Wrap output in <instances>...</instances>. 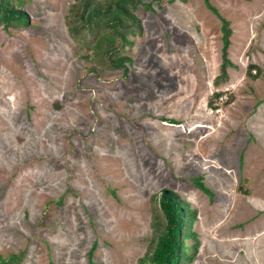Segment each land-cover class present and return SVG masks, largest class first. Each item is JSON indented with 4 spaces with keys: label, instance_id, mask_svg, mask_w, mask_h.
<instances>
[{
    "label": "rangeland",
    "instance_id": "rangeland-1",
    "mask_svg": "<svg viewBox=\"0 0 264 264\" xmlns=\"http://www.w3.org/2000/svg\"><path fill=\"white\" fill-rule=\"evenodd\" d=\"M20 1L28 23L0 26V256L137 264L174 192L195 211L189 264H264V0H209L231 30L218 83L203 0H141L126 74L87 70L75 0Z\"/></svg>",
    "mask_w": 264,
    "mask_h": 264
},
{
    "label": "trees",
    "instance_id": "trees-1",
    "mask_svg": "<svg viewBox=\"0 0 264 264\" xmlns=\"http://www.w3.org/2000/svg\"><path fill=\"white\" fill-rule=\"evenodd\" d=\"M203 1L222 22L221 73L215 78L219 82L220 78H226V68L231 64L227 55L231 30L228 27L229 21L221 17L209 0ZM140 4L141 0H75L71 4L66 24L73 40L89 51L81 56L93 63L87 70L97 72L98 68L121 69L124 74L127 73L126 64L132 62V58L123 51L126 46L132 45L130 36L140 32L141 25L135 13ZM19 5L20 0H0V26L8 29L28 23L23 11L17 8ZM145 8L151 9L150 4H146ZM253 77L256 78L255 75ZM193 183L206 194H212L201 178H194ZM158 205L160 212H157L154 220L151 247L138 259L137 264L191 263L198 244L195 240L196 233L192 230L195 211L174 192L161 194ZM189 240L192 242L188 243ZM92 252L93 250L90 251L91 255ZM21 260V254L7 258L0 256V264H20Z\"/></svg>",
    "mask_w": 264,
    "mask_h": 264
}]
</instances>
